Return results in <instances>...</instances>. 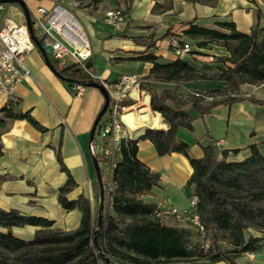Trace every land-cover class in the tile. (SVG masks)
<instances>
[{
    "label": "trees",
    "instance_id": "obj_1",
    "mask_svg": "<svg viewBox=\"0 0 264 264\" xmlns=\"http://www.w3.org/2000/svg\"><path fill=\"white\" fill-rule=\"evenodd\" d=\"M128 9L125 8L124 14ZM217 25L219 29L202 27L190 19L180 25L177 33L194 40L200 49L221 41L235 43L227 48L228 55L221 60L224 66L209 77L221 81L228 94L210 101L194 93L183 96L175 89L164 88L158 92L151 88L149 79L205 78L186 59L163 60L154 51H148L153 43L134 56L115 57L151 63L140 90L149 94L151 109L162 116L167 128H146L141 138L149 139L158 155L179 152L187 157L192 167L187 186L191 189L190 196L197 197L195 210L204 228L203 235L189 227L164 223L154 216L158 206L144 201L142 196L159 185V175L137 157L138 139L125 138L111 171L109 202L106 207L103 205L100 225L97 224L98 210L93 217L87 198L67 199L66 193L74 185L68 174L59 188L58 201L67 210L81 211L79 226L62 231L52 228L54 221L44 216L0 209V264H162L172 260H185L189 264H237L235 258L241 253L256 252L264 244V237L249 233L251 228L264 231V207L260 206L264 201V143L250 144V153L243 160L228 161L227 151L217 150L215 141L203 146L202 156L195 158L188 154L189 145L176 137L178 127L193 130L194 116L189 110L203 117L223 104L245 100L264 104L263 100L241 91V86L247 83H260L264 91V26L255 25L250 32H241L232 21H219ZM32 30L37 36L33 25ZM164 36L165 33L161 38ZM50 60L58 77L69 87L72 82L91 80L78 63L60 67L51 57ZM85 65L92 69L91 60ZM216 90L210 89L207 93ZM132 103L130 98L122 101L125 105ZM6 119H25L38 129H45L30 111H21L11 101L0 109V124ZM98 184L100 189L104 188L102 181ZM25 225L41 229L28 239L13 233V227ZM193 235L198 236L196 241Z\"/></svg>",
    "mask_w": 264,
    "mask_h": 264
},
{
    "label": "crops",
    "instance_id": "obj_2",
    "mask_svg": "<svg viewBox=\"0 0 264 264\" xmlns=\"http://www.w3.org/2000/svg\"><path fill=\"white\" fill-rule=\"evenodd\" d=\"M24 1L31 13L39 5H50L47 0ZM100 3L98 9H101ZM5 4L0 10V25L6 19L25 23L19 4L8 7ZM113 4L129 8L125 14L128 21L126 30L125 25L116 29L107 23L103 19L104 13L75 11L82 25L89 27L93 34L94 44H90L89 58L92 71L110 84L118 82L123 75L141 78L148 74L151 63L116 60L115 57L134 56L146 49L153 42L146 44L144 40L150 41L151 35L156 43L148 51H154L162 59H173L174 56L166 49L168 37L161 36L173 24L178 26V22L182 24L180 22L195 19L199 26L219 29V21H232L236 30L241 32H250L255 25L264 26V0H173L172 5L170 0H114ZM155 4L159 7L157 10ZM106 26L112 27L114 32L105 31ZM217 45L224 48L227 56V48H232L235 43L229 40ZM187 57L183 59L187 60ZM23 64L30 75L16 85L8 99L0 96V109L10 101L14 102L21 111H30L45 129L40 130L25 119H6L0 124V209L44 216L54 221L52 228L71 231L79 226L81 211L61 206L59 188L69 174L74 185L66 193L67 199L87 198L94 217L100 190L88 145L91 128L104 104V95L96 87H87L81 95H74L67 82L48 68L37 48L24 54ZM114 73L116 76L111 78ZM245 95L264 101L263 90L250 91ZM189 112L194 116L193 130L178 127L176 137L189 145L191 157H201L203 146L221 140V150L227 151L226 159L241 161L249 155L250 144L260 146L264 143V104L248 100L223 104L203 117L191 110ZM166 128L164 123L163 129ZM137 148L139 160L159 175V185L142 196L144 201L161 208H187L191 194L187 180L192 173L187 157L179 152L158 155L153 143L141 137ZM169 222L184 225L173 219ZM16 229H25L31 235L16 234ZM38 229L41 227L25 225L13 227L12 231L18 237L28 239Z\"/></svg>",
    "mask_w": 264,
    "mask_h": 264
},
{
    "label": "built area",
    "instance_id": "obj_3",
    "mask_svg": "<svg viewBox=\"0 0 264 264\" xmlns=\"http://www.w3.org/2000/svg\"><path fill=\"white\" fill-rule=\"evenodd\" d=\"M47 1L50 2L49 6L39 5L31 13L32 25L37 24V39L49 57L59 66L78 63L91 77V80L86 82H72L70 85L72 93L81 95L89 87L87 83L90 81L101 83L108 92V106L95 126L93 136L89 138L88 149L92 159L97 161L100 172L102 170V173L108 175V189H110V175L120 155L121 142L125 138H130L128 127L122 116L147 92L139 89L138 77L135 75H123L118 83L110 84L95 75L91 68L86 67L85 63L91 56V50L80 21L67 7L65 0ZM3 5L0 4V10ZM105 21L118 29L125 25L126 17L121 9L112 8L105 12ZM0 43V96L8 99L16 85L30 75L29 69L23 64V58L27 51L36 47L26 24H19L11 19H6L0 25ZM168 50L174 57L185 58L191 52V45L185 40L184 35L173 34L168 37ZM133 89L139 93L136 99L130 95ZM194 94L202 95L206 101L213 99V96L206 93L194 92ZM126 98L133 100V104H122ZM214 145L217 150H220L222 141L217 140ZM196 203L197 197L191 195L187 208L177 210L174 207H158L154 216L167 224H171L169 220L173 219L177 224L183 223L182 226H187L199 235H203L204 228L195 210ZM246 254L254 257L253 252H246Z\"/></svg>",
    "mask_w": 264,
    "mask_h": 264
},
{
    "label": "rangeland",
    "instance_id": "obj_4",
    "mask_svg": "<svg viewBox=\"0 0 264 264\" xmlns=\"http://www.w3.org/2000/svg\"><path fill=\"white\" fill-rule=\"evenodd\" d=\"M114 0H65V3L67 4V7L71 10V12L77 17V19L80 21L81 25H82V21L79 17L78 14H76V10H82L84 12H89V13H93V12H101L104 13V17L103 19L105 20V12L109 9L112 8H119L122 10V12L124 13L125 10V6H119V5H115L113 4ZM100 3L101 9H98V5ZM173 0H170V4L172 5ZM10 4L16 6L15 3H6L5 6L8 7ZM159 7H155V9L157 10ZM180 22V23H184ZM128 21L126 18V23H125V30L128 27ZM179 22H178V26H176L175 24H173L172 26L168 27L165 31V34L167 37H169L172 34V31L175 32L176 35H180L177 34L179 32V28H180ZM34 29L36 30V33H38L37 30V24L33 25ZM87 39L89 41V44L93 45L94 44V38H93V34L91 32V29L89 27H87L86 25H82ZM123 30V31H125ZM105 31H107L108 33H113L114 30L112 27L110 26H106ZM187 39V41L190 43L191 45V52H189L187 60L188 62L193 65L195 68H197V70L202 73L203 75H205L203 77L200 78H193V79H188V80H176V81H157V80H152L149 79L151 82L147 81L150 85V83H152L151 88L152 89H157V90H162L164 88L167 89H175L179 94L183 95V96H187L189 94H192L194 92H198V93H206L210 96H213L215 98H219L222 97L226 94H228V89L226 86H223L221 81L215 80V79H211L209 77H211L212 75H214V73L216 72V70L218 69V67L220 66H224V62L221 61L224 57H226V55L224 54L225 50L221 45H217L213 46H207L206 48H198L195 45V41L190 39L189 37L185 36ZM148 38V37H147ZM155 44V40H152V35L150 36V41H146L144 40V43L146 44H150L152 43ZM166 49H168V44L166 46ZM172 59V58H170ZM170 59H166L163 58V60H170ZM116 76V74L114 73L111 78H114ZM145 81L144 77L138 78V82H139V89H140V83ZM113 83H118L117 80L111 82V84ZM260 83H254V84H244V88L241 89L243 94H247L250 91H254V90H262V86H259ZM154 89V90H155ZM210 89H217L215 92L212 93H207L208 90ZM143 92H146L143 90ZM135 94V95H134ZM145 94V93H144ZM130 95L136 99L139 96V93L137 92L136 89H133L130 93ZM141 98H139L140 100ZM133 101V100H132ZM134 102V101H133ZM138 103V102H137ZM133 104V103H132ZM136 104V103H135ZM132 106H136V105H132ZM149 109L151 111V114L154 117V121L153 123L149 126V128H153L156 126V128H161L163 129L164 126V121L161 118L162 116L156 115L155 112L151 109L150 104H148ZM142 106H138L135 107L136 109H140ZM157 113V112H156ZM160 120V121H157ZM161 126V127H160ZM101 181L103 183V205L106 207L108 202H109V177L106 173H102L101 170ZM98 189L99 188V184H98ZM98 194H97V200H98ZM184 204H187V202H183ZM261 207H264V201L260 204ZM97 207H98V201H97ZM182 210V209H179ZM97 212V209H96ZM95 212V215H96ZM187 227V226H186ZM192 230V229H191ZM16 234L20 233L23 236H30L31 233L28 232L25 229H16ZM194 231V230H193ZM249 233L253 236H258V237H264V231L263 230H258V229H249ZM248 235V233H247ZM193 241H196L198 239L197 235H193ZM254 253V257H250L248 256V254L246 253H241L239 256H237L235 258V261L237 264H245L246 262H250V263H255V264H264V244L256 251L253 252ZM191 262H187L185 260H172L171 262L168 263H162V264H189ZM200 263V262H197ZM99 264H102V262H99ZM206 264H225L224 262H216V263H206Z\"/></svg>",
    "mask_w": 264,
    "mask_h": 264
},
{
    "label": "water",
    "instance_id": "obj_5",
    "mask_svg": "<svg viewBox=\"0 0 264 264\" xmlns=\"http://www.w3.org/2000/svg\"><path fill=\"white\" fill-rule=\"evenodd\" d=\"M4 3H17L21 6L23 14H24V21H25V24L28 28L29 33H30L31 40L33 41L35 47L41 52V54L44 58L45 64L48 66V68L51 71H53L58 76L56 68L54 67L53 63L51 62L47 51L43 48V46L41 45V43L39 42L37 37L33 34V30H32L33 21L31 19L30 11H29V8L27 7L25 1L24 0H0V4H4ZM87 85L89 87L99 88L104 95V104H103L101 110L99 111V113H98V115H97V117L93 123V126L91 128V131H90V137L89 138L91 139V137L93 136L95 126L99 122L101 116L104 114V112L108 106L109 97H108V92H107L106 88L101 83L95 82V81H90L87 83ZM146 128H149V127H145L140 133H138L136 135L133 134L131 130H128L130 138L139 139L142 136V134L144 133ZM93 165H94V169H95V173H96V178H97L98 182H100L101 181L100 167H99V165L95 159H93ZM103 196H104L103 189L101 188L100 189V195H99L98 215H97V224L98 225H100V222H101V212L103 209ZM107 261L108 260L106 259V263H107Z\"/></svg>",
    "mask_w": 264,
    "mask_h": 264
},
{
    "label": "bare ground",
    "instance_id": "obj_6",
    "mask_svg": "<svg viewBox=\"0 0 264 264\" xmlns=\"http://www.w3.org/2000/svg\"><path fill=\"white\" fill-rule=\"evenodd\" d=\"M148 104L149 96L145 93L143 98H141L137 104H134L136 106H131L122 116L128 130H131L135 135L140 133L145 127H149L154 121V117L151 114ZM138 106L142 107H139L140 109L138 110L135 108Z\"/></svg>",
    "mask_w": 264,
    "mask_h": 264
}]
</instances>
